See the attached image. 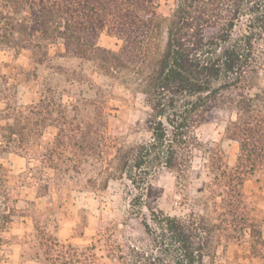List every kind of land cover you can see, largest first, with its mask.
<instances>
[{
  "label": "trees",
  "instance_id": "obj_1",
  "mask_svg": "<svg viewBox=\"0 0 264 264\" xmlns=\"http://www.w3.org/2000/svg\"><path fill=\"white\" fill-rule=\"evenodd\" d=\"M163 18L157 0H0V49L7 46L16 54L31 50L33 64L39 65L55 57L51 49L56 44L65 48V52L59 48L57 56L101 59L108 69L123 55L133 61L138 89L145 96L150 138L118 149L114 176L129 181L132 205L142 217L150 244L131 242L127 250L120 247L119 261L112 259V264H216L221 235L210 217L196 212L181 217L164 210L147 214L144 196L162 169L177 171L179 177L187 174L200 142L198 127L225 112L237 114L229 130L241 145L238 174L264 169V0H177L164 52L151 62L147 44ZM105 30L124 40L120 55L99 45ZM15 87L7 81L0 88V153L30 155V160L27 173L17 178L0 164V259L7 243L5 233L18 218L30 215L36 229L28 252L32 259L48 264H103L95 246L63 243L51 227L54 219L20 206L21 202L36 206L23 198L24 190L44 197L63 171L62 163H67L65 173L71 169L67 156L71 124L64 120V105L59 103L58 136L52 146L34 149L30 143L46 118L34 120L25 115L23 106L13 109L7 92ZM51 107L42 95L36 115L51 114ZM47 169H53L54 175ZM225 205L224 222L234 228L237 210L233 203ZM244 221L253 249L261 252L264 224L250 216ZM114 255L109 257L117 258Z\"/></svg>",
  "mask_w": 264,
  "mask_h": 264
},
{
  "label": "rangeland",
  "instance_id": "obj_2",
  "mask_svg": "<svg viewBox=\"0 0 264 264\" xmlns=\"http://www.w3.org/2000/svg\"><path fill=\"white\" fill-rule=\"evenodd\" d=\"M157 1L158 12L164 18L147 44V60L151 62L164 52L170 19L177 8V0ZM2 25L0 22V35ZM124 44L122 38L109 30L99 38L100 46L118 55ZM59 48L65 52L64 45H54L51 56L55 57L40 65L33 64L31 50L16 54L7 46L0 49V88L7 81L9 85H17L7 92L12 96L13 109L23 106L25 115L34 120L46 118L45 126L43 123L37 126L31 147L43 150L52 146L60 132L59 122L55 121L61 116L59 103L64 105V120L68 126L71 124V148L67 152L71 169L65 173L67 163H62L63 171L58 173L56 184L50 185V194L44 197L36 198L35 192L24 190L23 198L34 201L36 206L25 202L20 206L35 208L43 218L54 219L51 227L63 243L80 248L95 246L100 262L112 264L113 260L119 261L120 247L127 250L131 242L150 244L142 217L132 205L129 181L114 176L118 149L150 138L145 125V96L134 77V62L125 55L114 63V68L108 69L101 59L57 56ZM23 71L28 75H22ZM42 95L45 105L52 107L51 114L44 112L40 116L36 115L39 110L35 106ZM236 118V113L225 112L198 127L200 142L190 170L179 177L177 171L162 169L145 191L143 210L147 214L151 210H164L181 217L192 212L210 217L221 235L216 264H264V243L257 253L250 230L244 227L246 216L264 224V169L252 175L236 171L241 145L229 130L230 120ZM29 160L30 155L0 153V164L16 178L27 173ZM47 173L52 176L54 170L47 169ZM227 203H233L237 210L234 228L224 222L227 210L223 206ZM226 227L230 230H225ZM35 233L32 216L18 218L5 233L7 243L0 264H48L28 254ZM113 255L117 258L109 257Z\"/></svg>",
  "mask_w": 264,
  "mask_h": 264
}]
</instances>
